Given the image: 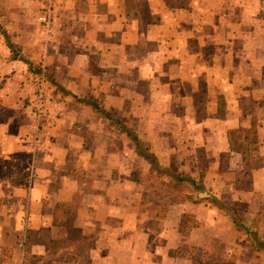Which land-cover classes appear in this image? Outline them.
<instances>
[{
    "label": "crops",
    "instance_id": "1",
    "mask_svg": "<svg viewBox=\"0 0 264 264\" xmlns=\"http://www.w3.org/2000/svg\"><path fill=\"white\" fill-rule=\"evenodd\" d=\"M120 1L58 0L60 27L69 40H85L93 27L107 38L122 32L124 41L125 32L138 31L141 0ZM157 1L153 13H168ZM196 1V32L166 41V60L186 70L182 81L176 75L158 89L155 122L136 117L132 125L161 171L119 119L77 102L112 91L99 86L101 73L51 72L60 83L49 90L51 115L34 149L29 61L0 35V264H192V246L218 247L222 257L248 264L241 257L252 254L250 237L264 239V0ZM35 2L0 0L1 20L17 26ZM207 19L213 27H205ZM13 28L24 31L26 44L33 35L29 48L41 49L35 28ZM72 46L58 41L47 62L54 56L64 69L65 52L76 54ZM83 79L90 83L81 89Z\"/></svg>",
    "mask_w": 264,
    "mask_h": 264
},
{
    "label": "rangeland",
    "instance_id": "2",
    "mask_svg": "<svg viewBox=\"0 0 264 264\" xmlns=\"http://www.w3.org/2000/svg\"><path fill=\"white\" fill-rule=\"evenodd\" d=\"M129 1L130 0H122L120 2L124 4ZM132 1L136 3L138 0ZM132 1L130 2L131 6L133 3ZM152 1L153 0H141L139 2L140 16L134 20L136 27H133L134 30L137 28L138 31H133L131 33L125 32L124 41L122 40V32H118L117 34L112 32L113 34H110L107 38L105 33H102V36L100 34L97 35V32L92 33L93 27H86L88 28L87 31L84 30L85 34H89L88 37L84 35V38H86L85 40L80 38L69 40L67 30H65L66 27H60L61 15L58 8V0H39V2H35L30 8L28 15L17 21V26L13 23V27L35 28L31 32L35 35L36 40L39 39L41 49L29 48L33 35L28 38L26 44L24 41L25 39H23L24 35L22 34L24 31H15L13 27H9L10 23H6L5 19L3 21L1 20V17H3L2 15H0V35L2 39L5 40L14 56L18 55L29 61L27 74L28 82L33 89L32 93L35 91L36 79L40 73H45L48 91L51 90L53 86L60 83L59 80L55 81L52 79L51 72L76 71L83 74L84 77H87L88 73L93 75L100 73L105 74L106 76H104V79L98 80L100 83L99 86L103 89H109L108 91H112L108 92V94L103 92L99 97L77 96V102L79 104L85 102L89 103V105H92L97 110L100 116L111 121H117L119 119V122L125 125V135L132 138L136 135L132 125H138L136 117L139 119H144L146 117L148 120L151 119L152 122L156 121L157 113L161 111L159 109L161 105L159 102V100H161V95L158 96V89L169 88L171 82L168 81H171V77L177 75L176 77L179 76L181 80L180 74L182 73V75H184L186 73V70L182 69L181 65H178V63H172L171 60H166V41L178 42V39L181 41L182 36L191 35L192 32H190V30L192 27V30L196 32L193 24L197 19V12H199L197 9H194V5L197 4L196 0H158L157 6H159L161 2L162 5H166L169 12L157 16V14L153 13L151 8ZM215 2L219 1L217 0ZM139 3L137 5L138 7ZM134 6L135 4L133 7ZM255 9H260V6H256ZM0 13L2 14L1 10ZM131 16L132 15H127L125 18L132 19ZM205 27H213L210 19L205 21ZM75 29L77 31L79 27ZM77 34L81 35L82 30L77 32ZM63 40L73 45L71 49L76 51V54L71 56L68 51H66V64L64 69H57L59 65L53 62L54 56L51 63L47 62V57L50 51L53 53L55 50L54 45L57 44L58 41ZM122 44L123 47L118 48L117 45ZM10 45H12L13 48L10 47ZM67 50L69 49L67 48ZM122 53L124 57H122ZM33 55L37 57L36 63L31 61ZM56 62H58V60ZM85 79L77 80V87L80 86L81 89L87 88L88 82L90 83V81ZM116 88L119 89L118 92H116ZM121 90L124 91V96H122ZM139 91H141V94ZM51 101L52 96L49 92V108ZM117 103H119V106H124V113L112 109V107H114L113 105ZM106 105H108V108H106ZM99 109L106 112L110 118L102 111H99ZM170 112L172 115L176 114L178 117L182 115L181 113L178 114L171 110ZM49 116L44 119H47ZM177 121L178 119H176V122ZM139 123L142 125L143 129L148 127L144 125L143 121H139ZM141 144L142 149L150 153V151H148L150 143H148L149 146H146V144L142 142ZM141 161L148 163L145 159ZM151 161L154 163L153 169L161 171L159 166L160 163H157L154 158ZM30 178H32L30 181L33 185V174ZM158 179H160L158 176L155 178L154 176H147L146 182L159 183ZM175 185L176 184L172 186V193H174V195L177 194L174 192ZM238 215L239 216L236 217V223L238 227H241L242 224L238 222L240 214ZM263 217L264 212L262 218ZM250 239L251 241H249L248 245L250 244L252 246V254L247 257L242 256V261H249L248 264L252 262L264 264V249L259 248L254 235L250 237ZM215 249L218 250V247ZM237 252L239 253L242 251L238 249Z\"/></svg>",
    "mask_w": 264,
    "mask_h": 264
},
{
    "label": "trees",
    "instance_id": "3",
    "mask_svg": "<svg viewBox=\"0 0 264 264\" xmlns=\"http://www.w3.org/2000/svg\"><path fill=\"white\" fill-rule=\"evenodd\" d=\"M10 47L13 48L12 45H10ZM99 111H102V110L99 109ZM103 113L106 114L108 116V118H110L106 112H103ZM132 138L137 144V148H138L139 153L142 156H144L146 159L151 161L154 158V156L150 153H147L146 150L142 149V144L136 135H134ZM237 142L238 143L236 145V148H238L240 146L239 139H237ZM151 162H152V164H154L153 161H151ZM249 241H251V239H249ZM255 241H257L260 249H264V239H260L255 235ZM189 251L191 253V260H192L193 264H235V259L233 257L232 258H224L219 254V251L215 248H209L208 249V248H203V247H199V246H192L189 249ZM250 264H262V263L252 262Z\"/></svg>",
    "mask_w": 264,
    "mask_h": 264
},
{
    "label": "built area",
    "instance_id": "4",
    "mask_svg": "<svg viewBox=\"0 0 264 264\" xmlns=\"http://www.w3.org/2000/svg\"><path fill=\"white\" fill-rule=\"evenodd\" d=\"M30 113L35 121V129L32 135L33 148L37 149L41 142V121L50 115L49 91L45 73H40L36 79V87L33 93V101L30 104Z\"/></svg>",
    "mask_w": 264,
    "mask_h": 264
}]
</instances>
